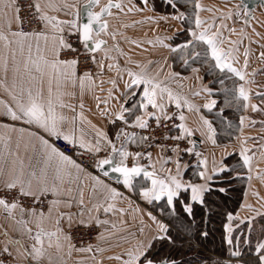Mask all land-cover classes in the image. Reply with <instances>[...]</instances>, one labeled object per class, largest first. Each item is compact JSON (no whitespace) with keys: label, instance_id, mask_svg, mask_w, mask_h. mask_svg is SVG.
<instances>
[{"label":"snow or ice","instance_id":"snow-or-ice-1","mask_svg":"<svg viewBox=\"0 0 264 264\" xmlns=\"http://www.w3.org/2000/svg\"><path fill=\"white\" fill-rule=\"evenodd\" d=\"M257 6L0 0V264H264V132L245 133L264 129ZM236 181L228 258L206 256Z\"/></svg>","mask_w":264,"mask_h":264},{"label":"trees","instance_id":"trees-1","mask_svg":"<svg viewBox=\"0 0 264 264\" xmlns=\"http://www.w3.org/2000/svg\"><path fill=\"white\" fill-rule=\"evenodd\" d=\"M159 3V0H157ZM158 11L163 13L162 9H158ZM207 80H211L212 77H205ZM218 99H222V97H218ZM229 115L230 119H235L236 113L234 112H226ZM227 140L221 139L219 143H227ZM246 183L236 181L234 182V190L231 191L227 196H220L219 204L216 205L217 214L212 221L210 227L212 228V235L210 239L207 241L206 245L203 247V253L206 256L217 258L227 256L226 246L221 241V223L224 219V213L227 211H235L241 204V200L243 197V193L245 190ZM155 211V209H153ZM257 229L261 226H264V220L258 218L254 225ZM186 256L191 257V253H185Z\"/></svg>","mask_w":264,"mask_h":264},{"label":"crops","instance_id":"crops-1","mask_svg":"<svg viewBox=\"0 0 264 264\" xmlns=\"http://www.w3.org/2000/svg\"><path fill=\"white\" fill-rule=\"evenodd\" d=\"M215 1H217V3L220 2V0H206V3H216ZM160 12V11H159ZM160 14H163L162 12H160ZM256 16L259 17L261 20H264V8H261V7H257L256 8ZM133 19H139V16H134L132 17ZM2 20H3V17L0 16V23H2ZM172 24V25H175L176 27H179V25L177 24V22L175 21H170L169 23H165L164 21H160L159 22V30L161 32H163L165 29H168L169 30V33L171 32V28L169 27V25ZM150 27V26H136V27H133V28H129L127 30V33L129 36H135V37H140L143 35L144 31L147 30V28ZM151 27H154V26H151ZM239 27V26H238ZM257 30L259 31H262L264 32V28H261L259 25H257ZM249 31H251V29H249ZM152 33L149 32V35H151ZM125 47L127 48L128 46L125 45ZM253 47L255 48L256 45H253ZM134 54L137 55V56H151L152 53H141V51L139 49H134ZM254 60V63L252 64V67H260L262 65H264V62H261L259 60H256L255 58H253ZM202 75L204 74L203 72L201 73ZM256 80H257V83L258 84H264V75H257L256 77ZM209 80H207L205 78V83H207ZM105 88L108 87V85H104ZM255 87V85H254ZM101 95H103V93H101ZM254 100L256 102H258V99L257 98H254ZM76 101L73 100V103H75ZM197 102L200 103V102H203V98H197ZM87 103H91V101H87ZM205 114H207V111L205 110ZM253 118L254 119H257V120H260V119H264V116H261L259 113L257 114H253ZM192 119H195V116L193 115L192 116ZM262 132H264V129H262L261 125L257 124L256 126L254 127H246L245 128V133L246 134H252V135H256V134H261ZM228 143V142H227ZM250 144H253V143H256V141H249ZM221 145L225 144V143H220ZM211 149H209L210 151ZM217 153H219V149H216ZM189 158L188 157H185V160H188ZM260 163V166L262 168H264V161H259ZM254 184H257L258 185V182L254 180ZM245 190H246V185H245ZM244 190V191H245ZM133 199L135 200L136 197H133ZM249 201L252 202V203H256V200H255V197L249 195ZM139 202V201H137ZM243 202V197H242V200H241V203ZM144 207H146V205H142ZM256 207L259 208V204H256ZM239 209V207L237 208V210ZM150 210H153V209H150ZM154 211V210H153ZM155 212V211H154ZM241 214L243 215L244 212L242 211ZM259 218V217H258ZM257 218V219H258ZM0 223H3L2 219H0ZM4 239V237L2 235H0V242H2ZM113 251H119V249H113ZM217 258H220V259H227L228 258V254L227 256H224L223 258L221 257H218L216 256ZM105 264H115L114 261H105Z\"/></svg>","mask_w":264,"mask_h":264},{"label":"built area","instance_id":"built-area-1","mask_svg":"<svg viewBox=\"0 0 264 264\" xmlns=\"http://www.w3.org/2000/svg\"><path fill=\"white\" fill-rule=\"evenodd\" d=\"M19 2H20L21 4H23V3H25V0H19ZM22 11H23V10H22ZM60 146H61V147L64 146V145H63V142H61ZM4 258L7 259V257H4Z\"/></svg>","mask_w":264,"mask_h":264},{"label":"water","instance_id":"water-1","mask_svg":"<svg viewBox=\"0 0 264 264\" xmlns=\"http://www.w3.org/2000/svg\"><path fill=\"white\" fill-rule=\"evenodd\" d=\"M249 3L252 4V3H255V0H249ZM258 7V6H257Z\"/></svg>","mask_w":264,"mask_h":264},{"label":"rangeland","instance_id":"rangeland-1","mask_svg":"<svg viewBox=\"0 0 264 264\" xmlns=\"http://www.w3.org/2000/svg\"><path fill=\"white\" fill-rule=\"evenodd\" d=\"M205 2H206V0H205ZM216 3H217V1H215Z\"/></svg>","mask_w":264,"mask_h":264}]
</instances>
